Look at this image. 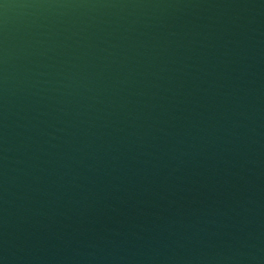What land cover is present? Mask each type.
<instances>
[{
	"label": "water",
	"instance_id": "95a60500",
	"mask_svg": "<svg viewBox=\"0 0 264 264\" xmlns=\"http://www.w3.org/2000/svg\"><path fill=\"white\" fill-rule=\"evenodd\" d=\"M0 264H264V0H0Z\"/></svg>",
	"mask_w": 264,
	"mask_h": 264
}]
</instances>
